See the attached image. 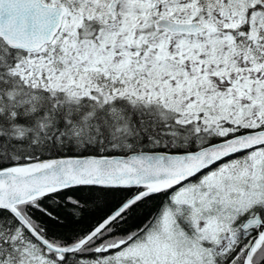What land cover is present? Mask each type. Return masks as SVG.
Instances as JSON below:
<instances>
[{
    "label": "snow or ice",
    "instance_id": "snow-or-ice-1",
    "mask_svg": "<svg viewBox=\"0 0 264 264\" xmlns=\"http://www.w3.org/2000/svg\"><path fill=\"white\" fill-rule=\"evenodd\" d=\"M0 264H264V0H0Z\"/></svg>",
    "mask_w": 264,
    "mask_h": 264
}]
</instances>
